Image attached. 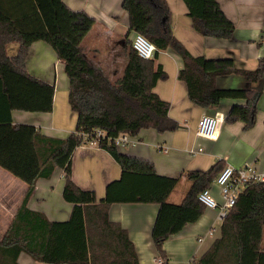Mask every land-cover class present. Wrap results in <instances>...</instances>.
Returning a JSON list of instances; mask_svg holds the SVG:
<instances>
[{
  "label": "trees",
  "instance_id": "1",
  "mask_svg": "<svg viewBox=\"0 0 264 264\" xmlns=\"http://www.w3.org/2000/svg\"><path fill=\"white\" fill-rule=\"evenodd\" d=\"M194 29L202 36L232 37L234 24L216 0H184ZM128 13L129 30L144 35L155 45L152 58L140 57L126 40V62L120 73L108 78L83 54L81 42L94 23L84 11L69 8L63 0H0V103L11 110L49 112L54 86L30 75L25 68L29 47L44 41L64 63L68 78V103L76 113L74 130L64 138L42 134L34 125L0 121V167L26 183V192L0 240L3 264H17L20 252L33 260L50 264H139L126 231L110 221L107 209L113 202H156L158 212L152 227L153 244L168 264L163 242L186 223L195 221L204 205L198 193L218 174L219 162L206 171L187 172L190 181L182 199L168 196L179 178L157 175L153 164L117 150L113 138L121 133L135 136L141 129L158 133L173 131L176 121L168 115V102L153 87L166 78L155 58L160 50H171L182 62L178 78L186 84L188 98L203 108H215L224 97L244 98L245 105H233L226 122H254L262 90L256 86L264 76V58L254 69H238L230 58L206 59L192 55L174 36L166 0H122ZM264 33V16L262 22ZM17 42L14 55L5 47ZM238 74L252 86L249 89H220L215 79ZM8 117V115H7ZM104 131L97 146L106 149L121 167L118 179L105 186L104 196L79 188L71 177L74 149ZM86 135V137H84ZM63 170L62 197L72 203L68 219L51 221L26 206L36 179ZM264 229V182L249 181L236 202L220 221V234L192 264H264L261 235Z\"/></svg>",
  "mask_w": 264,
  "mask_h": 264
},
{
  "label": "crops",
  "instance_id": "2",
  "mask_svg": "<svg viewBox=\"0 0 264 264\" xmlns=\"http://www.w3.org/2000/svg\"><path fill=\"white\" fill-rule=\"evenodd\" d=\"M63 1L69 8L84 11L94 19L81 42L86 59L108 78L117 76L126 62V40H131L135 34L129 30L128 13L122 7V0ZM216 1L234 24L231 38L202 36L194 29L184 0H166L174 36L194 56L230 58L238 69H254L258 60L264 58V0ZM17 49V42H10L5 47L11 56ZM154 62L155 65L160 64L166 78L158 79L153 91L168 102V115L178 126L164 133L152 128L141 129L137 135H131L135 140L133 144L116 145L117 150L147 159L157 175L179 178L168 196V200L175 203L182 199L190 184L186 174L191 170L206 171L219 162V170L225 165L238 167L248 163L264 172V87L257 101L254 122L248 128H244L242 120H225L233 105H245L246 100L241 97L222 98L214 108L220 115L221 123L217 136L210 139L196 133L205 108L188 98L186 84L177 76L182 67L178 55L168 49L160 50ZM25 68L30 75L53 84L52 110H11L7 114L0 103V121L8 118L13 123L34 125L47 136L66 137L75 128L76 113L68 103L69 82L63 61L57 58L50 45L38 40L29 47ZM215 84L220 89H249L252 86L235 73L217 76ZM120 174V165L106 149L97 145L82 143L71 155L74 183L83 190H92L98 199L104 196L106 184L118 179ZM214 179L207 187L214 199L220 202L219 187ZM63 184V170L56 167L49 177L36 179L26 206L43 213L51 221L68 219L72 203L62 197ZM26 188L24 181L0 167V240L21 204ZM158 208L156 202H113L108 206L109 220L119 223L126 231L139 264H158L156 258L160 256L151 237ZM219 234L217 210L204 206L195 221L186 223L163 242L167 263L192 264V258L199 257ZM261 245L264 247V229ZM5 257L8 259L1 250L0 264ZM16 263L50 264L33 260L24 252L18 254Z\"/></svg>",
  "mask_w": 264,
  "mask_h": 264
},
{
  "label": "built area",
  "instance_id": "3",
  "mask_svg": "<svg viewBox=\"0 0 264 264\" xmlns=\"http://www.w3.org/2000/svg\"><path fill=\"white\" fill-rule=\"evenodd\" d=\"M132 47L136 53L142 58H152L155 45L149 41L144 35L135 33L131 39ZM221 123L220 115L214 108H205L197 123L196 133L199 136L213 139L217 136L219 125ZM104 131L94 129L93 136L86 139L87 144L97 145L99 137L104 136ZM86 137V135H84ZM116 145L133 144L135 140L128 133H121L113 138ZM215 183L219 187L221 201L218 202L212 196L208 187L201 190L197 198L208 208L217 210V219L222 220L227 211L236 202L238 194L249 181L264 182V172L255 169L252 165L244 163L241 166L234 167L225 165L215 176ZM156 262L162 263V258L157 257Z\"/></svg>",
  "mask_w": 264,
  "mask_h": 264
},
{
  "label": "water",
  "instance_id": "4",
  "mask_svg": "<svg viewBox=\"0 0 264 264\" xmlns=\"http://www.w3.org/2000/svg\"><path fill=\"white\" fill-rule=\"evenodd\" d=\"M257 90H262L264 87V76L260 79L259 83L254 86Z\"/></svg>",
  "mask_w": 264,
  "mask_h": 264
}]
</instances>
